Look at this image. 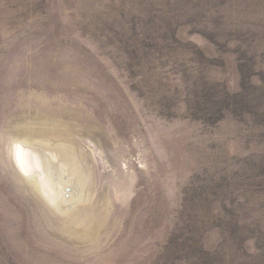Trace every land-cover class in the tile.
Returning a JSON list of instances; mask_svg holds the SVG:
<instances>
[{
  "label": "rangeland",
  "instance_id": "rangeland-1",
  "mask_svg": "<svg viewBox=\"0 0 264 264\" xmlns=\"http://www.w3.org/2000/svg\"><path fill=\"white\" fill-rule=\"evenodd\" d=\"M0 264H264V0H0Z\"/></svg>",
  "mask_w": 264,
  "mask_h": 264
},
{
  "label": "bare ground",
  "instance_id": "bare-ground-1",
  "mask_svg": "<svg viewBox=\"0 0 264 264\" xmlns=\"http://www.w3.org/2000/svg\"><path fill=\"white\" fill-rule=\"evenodd\" d=\"M44 129V128H43ZM67 129V128H66ZM47 131V130H46ZM58 132H60L59 134H60V136L61 137H66L68 134H67V132H65V130H64V128H61V127H56V130H55V133H58ZM32 147H29L28 148V151L26 152L25 150H23V146H22V148H20L19 150H18V158L20 159V166L22 167V165L25 167L26 165H28V166H26V167H31V174L32 175H37L38 173H40L39 172V168L38 167H40L41 166V163H40V160H38V158L36 159V157H35V155H36V153H35V151L33 150V149H31ZM65 149H67V150H69V148H65ZM17 150V149H16ZM24 151L26 152V154L24 155ZM33 151V152H32ZM63 151V150H62ZM17 154V153H16ZM16 156V155H15ZM26 164V165H25ZM38 167H37V166ZM44 165H46V164H44ZM26 169H28V168H26ZM33 171L35 172V173H33ZM41 175V174H40ZM35 176H33V177H35ZM48 176V175H47ZM36 178V177H35ZM34 183V182H33ZM80 212V211H79ZM78 212V213H79ZM101 212V211H100ZM99 213V212H98ZM86 215V214H85ZM87 216V215H86ZM81 217V216H80ZM85 236V235H84Z\"/></svg>",
  "mask_w": 264,
  "mask_h": 264
}]
</instances>
